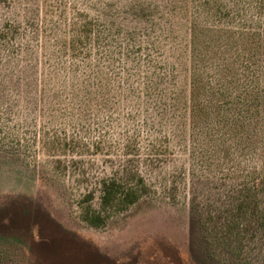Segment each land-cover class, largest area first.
Returning a JSON list of instances; mask_svg holds the SVG:
<instances>
[{
    "label": "trees",
    "instance_id": "obj_1",
    "mask_svg": "<svg viewBox=\"0 0 264 264\" xmlns=\"http://www.w3.org/2000/svg\"><path fill=\"white\" fill-rule=\"evenodd\" d=\"M149 1L129 5L147 26L126 29L110 19V0L76 5L60 47L72 61H44L37 73L48 79L47 154L61 164L62 154L119 157L114 171L95 182L98 206L94 189L79 202L81 219L101 227L148 192L141 161L162 163L180 150L175 143L187 146L190 138L202 163L236 166L219 176L236 183L231 218L246 221L229 223L227 232L258 234L264 229V0H161L160 13L161 5ZM180 7L194 33L185 67L170 19Z\"/></svg>",
    "mask_w": 264,
    "mask_h": 264
},
{
    "label": "rangeland",
    "instance_id": "obj_2",
    "mask_svg": "<svg viewBox=\"0 0 264 264\" xmlns=\"http://www.w3.org/2000/svg\"><path fill=\"white\" fill-rule=\"evenodd\" d=\"M110 1L117 25L147 26L133 18L135 0ZM149 2L161 5L160 13L161 0ZM76 5L84 6L81 0H0V264H264V229L227 232L229 223L239 222L229 212L236 183L219 175L235 170L234 162L202 163L190 138L187 146L174 142L180 150L162 163L141 161L149 188L138 202L101 227L81 219L83 194L94 189L98 206L95 182L114 171L119 157L62 154L61 164L47 154L42 94L48 79L37 74L44 61H72L60 47ZM173 12L185 67L194 33L187 10ZM191 117H184L188 131ZM7 129L15 138L3 137Z\"/></svg>",
    "mask_w": 264,
    "mask_h": 264
}]
</instances>
